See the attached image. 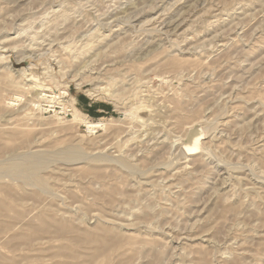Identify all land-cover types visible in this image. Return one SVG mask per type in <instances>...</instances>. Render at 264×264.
I'll use <instances>...</instances> for the list:
<instances>
[{
  "label": "rangeland",
  "instance_id": "1",
  "mask_svg": "<svg viewBox=\"0 0 264 264\" xmlns=\"http://www.w3.org/2000/svg\"><path fill=\"white\" fill-rule=\"evenodd\" d=\"M0 264H264V0H0Z\"/></svg>",
  "mask_w": 264,
  "mask_h": 264
},
{
  "label": "bare ground",
  "instance_id": "2",
  "mask_svg": "<svg viewBox=\"0 0 264 264\" xmlns=\"http://www.w3.org/2000/svg\"><path fill=\"white\" fill-rule=\"evenodd\" d=\"M168 27V26H167ZM96 34V33H95ZM92 36V35H91ZM98 36V35H97ZM101 37V36H100ZM89 38V37H88ZM92 37H90L89 39H87V43L85 44V47L88 48L90 47V45L93 43V39H91ZM102 39V38H101ZM98 42V40H97ZM81 43V42H80ZM95 43V42H94ZM92 46V45H91ZM77 48V47H76ZM84 48V49H86ZM81 49V48H80ZM21 50V49H20ZM89 50V49H88ZM92 50V48H91ZM18 51V50H17ZM97 52V51H96ZM82 54V52H81ZM73 57V55H72ZM76 58V57H75ZM1 59H6V57H3L1 56ZM8 62L5 63V65H7ZM60 63V62H59ZM8 71H10L11 73L13 72V70L11 69L10 65H8L7 67ZM12 76V75H11ZM22 76H26V73L25 71L23 70L22 71ZM27 77V76H26ZM114 78V77H113ZM10 79V78H9ZM27 84H22V86H18V88L20 89H23V90H26L28 93H31L32 96L34 97V103L31 104V106L33 107L34 110H38L39 108H41V105H40V102L41 100H44V99H48L46 97V95L44 94V85L43 83L40 82V80L36 77V76H32L30 79H27ZM29 83V84H28ZM81 84L82 83H79L78 86L81 87ZM28 87V88H27ZM105 93L109 94V96H114L113 94L109 93L108 90H105ZM20 101H23V98L21 97H18ZM49 102V101H48ZM50 103V102H49ZM53 107V106H51ZM72 108V116H73V122H79L81 124H85L90 130L91 129H97V128H107L108 124L105 123V122H101V123H91L89 121H87L86 119H82L81 117V113L76 110L77 107L75 106H71ZM65 109V108H64ZM33 111V110H32ZM194 125V124H193ZM192 125V126H193ZM99 128V129H100ZM195 128V127H194ZM192 130V129H191ZM42 154V153H41ZM73 152H67L66 153V157L67 158H73ZM38 158V157H37ZM186 158V157H185ZM40 161H29V162H26L25 164H21V165H17L16 168L18 167L19 169L18 170H25V171H28L32 174H34L35 170L40 166ZM10 169V168H9ZM16 170V169H15ZM3 177V176H2Z\"/></svg>",
  "mask_w": 264,
  "mask_h": 264
},
{
  "label": "built area",
  "instance_id": "3",
  "mask_svg": "<svg viewBox=\"0 0 264 264\" xmlns=\"http://www.w3.org/2000/svg\"><path fill=\"white\" fill-rule=\"evenodd\" d=\"M68 97H66V98H68ZM57 103H60V102L57 101ZM40 105H41V108H39V111H43V112H50V111L55 112V110L56 111L62 110L61 112L58 111L59 114H66V115H69V114L72 115V112H73L71 107L63 106L61 104H57V105L53 106V104L48 103V101L46 99H44L43 102H40ZM76 105H77V103H76ZM51 106H53V107H51ZM65 107H66V110L63 109Z\"/></svg>",
  "mask_w": 264,
  "mask_h": 264
}]
</instances>
